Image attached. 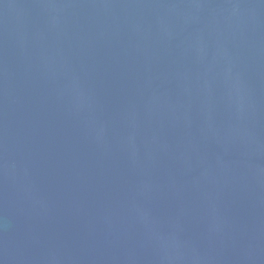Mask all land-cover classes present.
Masks as SVG:
<instances>
[{"label":"water","instance_id":"obj_1","mask_svg":"<svg viewBox=\"0 0 264 264\" xmlns=\"http://www.w3.org/2000/svg\"><path fill=\"white\" fill-rule=\"evenodd\" d=\"M0 264H264V0H0Z\"/></svg>","mask_w":264,"mask_h":264}]
</instances>
